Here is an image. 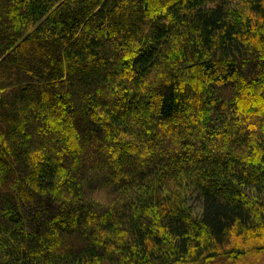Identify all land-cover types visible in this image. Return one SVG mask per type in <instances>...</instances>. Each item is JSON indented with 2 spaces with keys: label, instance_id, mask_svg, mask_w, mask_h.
<instances>
[{
  "label": "trees",
  "instance_id": "16d2710c",
  "mask_svg": "<svg viewBox=\"0 0 264 264\" xmlns=\"http://www.w3.org/2000/svg\"><path fill=\"white\" fill-rule=\"evenodd\" d=\"M0 264H264V0H0Z\"/></svg>",
  "mask_w": 264,
  "mask_h": 264
},
{
  "label": "rangeland",
  "instance_id": "374dc122",
  "mask_svg": "<svg viewBox=\"0 0 264 264\" xmlns=\"http://www.w3.org/2000/svg\"><path fill=\"white\" fill-rule=\"evenodd\" d=\"M197 200L198 199H197V197H196V195L194 193L193 194H190V198L188 199V203L196 211H198V201Z\"/></svg>",
  "mask_w": 264,
  "mask_h": 264
}]
</instances>
